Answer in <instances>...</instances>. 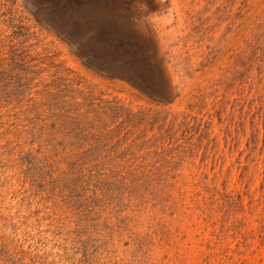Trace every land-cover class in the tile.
Listing matches in <instances>:
<instances>
[{
	"label": "rangeland",
	"instance_id": "374dc122",
	"mask_svg": "<svg viewBox=\"0 0 264 264\" xmlns=\"http://www.w3.org/2000/svg\"><path fill=\"white\" fill-rule=\"evenodd\" d=\"M0 264H264V0H0Z\"/></svg>",
	"mask_w": 264,
	"mask_h": 264
},
{
	"label": "bare ground",
	"instance_id": "6f19581e",
	"mask_svg": "<svg viewBox=\"0 0 264 264\" xmlns=\"http://www.w3.org/2000/svg\"><path fill=\"white\" fill-rule=\"evenodd\" d=\"M106 1V0H105ZM148 2V1H147ZM147 5V4H146ZM153 6V5H152ZM154 8V7H153ZM127 30L130 32V33H133V35L136 37V33H138V27L136 28L135 26H131V27H128ZM232 45V44H231ZM225 54V53H224ZM123 76V74H122ZM126 78H129V75H124ZM163 85H165V82L163 81Z\"/></svg>",
	"mask_w": 264,
	"mask_h": 264
}]
</instances>
